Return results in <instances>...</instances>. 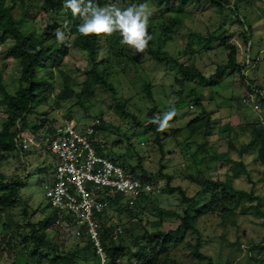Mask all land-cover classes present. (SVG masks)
I'll return each instance as SVG.
<instances>
[{"label": "rangeland", "instance_id": "obj_1", "mask_svg": "<svg viewBox=\"0 0 264 264\" xmlns=\"http://www.w3.org/2000/svg\"><path fill=\"white\" fill-rule=\"evenodd\" d=\"M235 1L228 0V5L220 8L210 0H198L187 5L182 12L175 13L182 20L183 27L163 50L176 58V63L186 64L200 71L207 79L205 82L199 83L192 78L181 84L177 83L175 78L183 77L179 75L175 65L165 66L164 63L152 60L144 52H136L132 48L129 49L134 56L133 61L121 66L122 68L114 65L115 72L108 77L114 93L101 86H94L92 96L83 97L81 104L74 96L57 103L56 94L61 82L59 79L54 82L55 91L47 104L36 107L28 116L29 124L22 134L32 140L29 149L24 156L13 152L7 159L0 161V174L8 181L19 179L21 182L19 201L0 215V264H9L17 259V251L25 250L21 238L13 232H5L2 224L11 220L12 227L14 223L24 226L25 222H36L52 212L45 197L44 186L51 181L56 160L47 151V143L66 120L83 126L100 119L98 124H102V128L98 130L96 139L102 143L104 157L119 158L124 166L135 167L138 175L144 172L154 176L153 193L149 198L152 203L147 204L140 214L141 221L138 220L139 217L132 218L125 214L120 216L122 227H134L135 233L141 232L144 226L149 229V224L156 223L159 218L164 230L177 225L178 215L184 204L176 193L168 192L167 186H180L187 196H194L192 214H197L206 205L208 195L199 186V178L223 179L232 166L225 160L212 159L215 151L227 152L229 159L243 162L246 173L234 179L237 190L252 192L255 196L263 195V167L256 161L252 150L240 154L237 149L249 141L250 130L243 127L248 123L264 121V105H261L260 111L240 105L242 87L237 72H231L226 67L220 80L215 76L233 57L237 63L245 65L244 75L247 74V78L264 89V0H239L235 12L238 16L233 10H229L234 8L232 4ZM127 4L135 5L132 0H107L103 8L116 5L123 10ZM143 4L152 10L150 18H154L158 13L154 0ZM172 14L174 12H167L165 17L169 18ZM235 18H241L250 27V44L243 43L241 31L245 26L238 24ZM58 20L63 23V18ZM48 21L50 19L47 15H40L34 19V26L41 29ZM209 34L229 36V43L222 47L214 40L207 42L205 37ZM101 43H104L103 36ZM6 45L0 46V72L13 91L12 83H15L19 75V67L15 60L5 56ZM103 54L102 48L99 50V57ZM250 56L252 62L247 61ZM87 66L86 53L73 47L69 48L61 65L78 84L84 80L82 71ZM212 81L217 83L211 85ZM148 86L149 94L146 91ZM74 90L78 92L79 86H75ZM192 91L194 94H191ZM260 91L264 94V90ZM194 97L200 98L201 104H196ZM254 101L258 103L257 99ZM190 105L193 106L190 108ZM153 106L158 110L157 115L163 123L170 113H174L167 120L164 133L160 134L162 153L154 142L155 135L143 128L149 121L147 111ZM202 111L211 115V135L205 137L199 133L190 136L187 124ZM4 116V105L0 99V122ZM41 120L44 122L39 129H30ZM225 124L232 128L231 133L228 130L218 132L219 126ZM227 138L231 139L230 145L233 147L229 146ZM159 166H163L161 173H158ZM167 176L170 177L169 181L166 180ZM241 205L250 206L247 214L236 211L230 220L220 219L217 213L203 214L195 223L201 238L199 251L210 257L212 264H254V260H264V251L248 250L250 246L264 241V226L261 224L260 214H252L257 207L264 210V199L261 203L257 199L245 200ZM24 208L29 215L25 219L22 218ZM159 208L167 212L161 214L158 212ZM32 212L34 213L31 214ZM23 228L29 229L27 226ZM7 238H10L8 242ZM195 238L196 234L189 230L179 242L171 244L167 264H206L207 261H199L191 253L189 245L196 242ZM115 239V242L119 241V237ZM45 240L50 245L57 246L58 253L79 249L76 250L74 264H98L90 251L85 254L81 251L80 247L85 241L74 235L72 226L49 228ZM125 240L131 243L132 235H127ZM50 248L42 249L40 257L34 256L33 261L54 264L50 259L55 250L49 251ZM155 258L156 264H161L165 259L160 252H157ZM121 262L127 264L125 258ZM57 264L64 263L59 261Z\"/></svg>", "mask_w": 264, "mask_h": 264}, {"label": "trees", "instance_id": "obj_2", "mask_svg": "<svg viewBox=\"0 0 264 264\" xmlns=\"http://www.w3.org/2000/svg\"><path fill=\"white\" fill-rule=\"evenodd\" d=\"M132 1H134L135 5H140L149 0ZM196 1L198 0H154L156 6H158V13L154 18H149L148 32L152 36V40L149 41L144 53L152 60L164 63L165 66L175 65L177 72L183 77L182 79L175 78V81L180 84L185 80H192V78L197 79L199 83L207 80L200 71L186 64L176 63V58L163 50V47L172 41L183 27L182 20L175 13L182 12L187 5ZM210 1L213 5L220 8L223 5H228V0ZM238 2L239 0L233 2L232 7L234 8L229 9L233 10L234 14L237 10L236 8H238ZM92 3L103 8L107 0H92ZM64 5L65 0H0V46L6 45L10 41V44L6 45L5 56L15 60L19 67V75L15 83H12V87H14L13 91L9 89L0 72V99L4 105L5 115L0 122V161L7 159L13 152H18L15 147L16 135L20 134L23 137L22 133L29 124V114H32L36 107L47 104V101L55 91L54 82H57V79L61 82V87L56 94L57 103L66 101L74 96L78 103L81 104L83 97L92 96V88L94 86H101L114 93V88L108 81V77L115 72L113 71V66L117 65L121 67L128 62H132L134 59L129 47L121 45L120 40L122 37L118 31L112 35H82L79 32V26L83 23L82 19L78 14L74 16L72 11L65 8ZM130 6V4H127L125 8ZM160 7L163 9H160ZM167 12H174V14L166 18L165 14ZM40 15H47L50 19L41 29L34 26V19ZM60 18H63V23H60V20H58ZM240 19L235 18V21L245 26V29L241 31V38H243V43L247 45L248 42L250 44L249 39L252 37L251 29L244 20L241 21ZM57 31L64 33L66 39L63 43L56 39ZM191 35L200 36L195 33H191ZM101 36L104 38L103 44L101 43ZM205 40L207 42L214 40L218 46L223 47L229 43V36L222 34L214 36L209 34L205 37ZM71 47L86 53L88 66L82 71L84 80L80 84L61 67L63 59L68 55L69 48ZM102 48L104 54L99 57V50ZM252 60L251 56L247 58L248 62H252ZM226 67L230 68L231 72H237L240 75V86L242 87V96L239 100L240 105L242 104L241 100L244 94L250 91V87H254L259 91L264 90L261 86L254 84L251 79L247 78V74L244 75L243 70L245 69V65L237 63L233 57L221 69L222 72H216L215 76L218 80L222 78L223 70ZM216 83L212 81L210 84L214 85ZM75 86H79L78 92L74 90ZM146 91L149 94V86ZM191 94H194L193 91ZM194 100L196 104H201L200 98L194 97ZM260 102L264 103V100L261 99ZM242 105L244 106V104ZM192 106L190 105V108ZM157 111L155 106L148 109L146 115L149 121L143 128L155 135L154 142L162 153L160 134L164 133V128L161 129L163 120L158 117ZM98 120L100 121V119ZM43 122L44 120H41L39 124H34L30 129H39ZM211 123V115L206 111H202L197 117L188 122V134L194 136L202 133L203 136L208 137L211 135ZM101 125H96V134H94L93 138L97 153L104 156L102 143L96 139L98 130L102 128ZM227 125L219 126L218 132L223 133L228 130L231 133L232 128ZM246 128L250 130L249 141L246 144H241L237 150L240 154L252 150L256 161L263 167L264 171V121L248 123L243 127V129ZM58 131L59 129H57L49 141ZM230 141L231 139L227 138L229 146L233 147L230 145ZM25 151L27 150L22 151V156H24ZM47 151L49 152L48 147ZM227 156V152L220 153L216 151L211 156L214 160H225L232 164L223 179L199 178V186H202L205 195H208V200H205L206 205L197 214L191 213V208L195 201L194 196H187L180 186H167L168 192L176 193L184 204L181 214H177L179 219L177 225L168 230H164L163 222L160 218L156 223L151 222L148 227L149 229L144 226L139 233H135L134 227H122L121 225L120 216L122 214L131 216L132 218L139 217L138 220L141 221L140 214L147 204L152 203L149 198L153 190L149 195L140 196L132 206L123 202L118 193L108 190L104 191V197L110 203L116 205L115 209L118 213L117 217L110 216L100 224V236L105 253L109 259L108 264H117V260H119L118 264H122L121 260L124 258L127 260V264H156L155 256L157 252L162 253L165 258L161 264H167L166 258L169 255V246L179 242L183 238L184 233L189 230L196 234V242L193 245L188 244L191 247V253L194 258L199 261H207L206 264H212L211 258L199 251L201 238L200 232L195 225L199 216L217 213L220 219L230 220L236 211L239 214H247L246 212L250 206L241 205L242 201L257 199L261 203L262 199H264V175L262 179V196H255L252 192L237 190L234 187V179L246 173L245 166L241 160H232ZM107 158L114 163L120 164L125 170L130 171L142 181L150 183L151 186L153 185L154 176L147 175L144 172L138 175L135 167L128 168L124 166L119 162V158ZM162 169L163 166H159L158 173H161ZM166 180L169 181L170 177L167 176ZM20 185L19 179L8 181L3 174H0V215L13 208L19 201L18 191ZM239 206L240 208L237 210ZM259 208L257 207L252 214H260L261 224L264 226V210ZM158 212L163 214L167 210L159 208ZM28 216L24 208L22 218L25 219ZM56 218L57 212L52 208L50 214L43 216L36 222H25L24 226L29 227V229H24V226L17 223H14L12 227L11 220L10 222H4L2 224L3 230L8 233L13 232L20 237L24 244L23 248L26 250L20 249L17 251V259L15 258L9 264H39L33 261V257H40L39 253L45 247H51L49 251L55 250V254L50 259L54 264H57L59 261L64 264H74L75 253L79 249H76L74 252L58 253L57 246H52L45 240L46 231L49 228L57 226L70 227L67 220H64L60 225H56ZM117 227L121 228V233L117 232ZM129 234L132 235L131 243L125 240V237ZM117 237H119V241L115 242V238ZM77 238L85 241L84 245L80 247L81 251L84 254L90 251L95 262H97L91 245L84 234L79 237L77 236ZM9 239L7 238L6 242ZM248 250L250 252L252 250L263 252L264 241L250 246ZM253 263L264 264V260H254Z\"/></svg>", "mask_w": 264, "mask_h": 264}, {"label": "built area", "instance_id": "obj_3", "mask_svg": "<svg viewBox=\"0 0 264 264\" xmlns=\"http://www.w3.org/2000/svg\"><path fill=\"white\" fill-rule=\"evenodd\" d=\"M256 99L258 103H255ZM261 99L264 100V94L250 87L241 102L260 111L261 105H264ZM98 123V119L83 126H77L72 120L62 123L48 143V150L56 163L51 181L44 186V190L48 203L57 212L55 224L60 225L67 220L76 237L84 234L89 241L98 264H108L100 224L110 216L117 217L118 213L116 205L110 203L103 192L118 193L123 202L132 206L140 196L149 195L153 188L120 164L97 153L93 137ZM30 144V138L16 135L15 147L20 156ZM116 230L122 232L120 227Z\"/></svg>", "mask_w": 264, "mask_h": 264}, {"label": "clouds", "instance_id": "obj_4", "mask_svg": "<svg viewBox=\"0 0 264 264\" xmlns=\"http://www.w3.org/2000/svg\"><path fill=\"white\" fill-rule=\"evenodd\" d=\"M65 8L70 9L73 15H79L83 23L79 26V32L84 36L112 35L119 32L122 39L121 45H127L136 52H144L152 36L148 32L149 18L152 10L145 4L134 5L123 10L116 5L100 8L92 3V0H65ZM56 39L63 43L66 39L63 32L57 31ZM170 113L161 129L166 127Z\"/></svg>", "mask_w": 264, "mask_h": 264}, {"label": "crops", "instance_id": "obj_5", "mask_svg": "<svg viewBox=\"0 0 264 264\" xmlns=\"http://www.w3.org/2000/svg\"><path fill=\"white\" fill-rule=\"evenodd\" d=\"M59 129V128H58ZM24 137V136H23ZM27 138H29V137H27Z\"/></svg>", "mask_w": 264, "mask_h": 264}, {"label": "bare ground", "instance_id": "obj_6", "mask_svg": "<svg viewBox=\"0 0 264 264\" xmlns=\"http://www.w3.org/2000/svg\"><path fill=\"white\" fill-rule=\"evenodd\" d=\"M48 147V146H47Z\"/></svg>", "mask_w": 264, "mask_h": 264}]
</instances>
